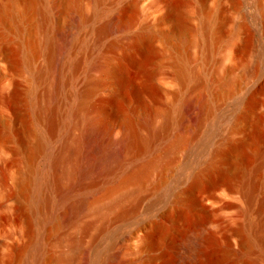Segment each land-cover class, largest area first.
<instances>
[{"label":"rangeland","instance_id":"1","mask_svg":"<svg viewBox=\"0 0 264 264\" xmlns=\"http://www.w3.org/2000/svg\"><path fill=\"white\" fill-rule=\"evenodd\" d=\"M19 1L21 6L26 0ZM40 5L44 15L0 17V264H27L34 244L50 253L44 264H57L71 240L89 241L94 235L90 224L98 207H88L65 226L41 222L49 207L32 212L37 196L52 198V192L38 191L37 181L49 174L50 161L34 152L31 130L41 134L47 125L35 123L29 107L39 101L54 109V132L46 152L58 153L65 140L71 148L77 146L81 127L74 126L69 112L72 95L84 89L89 64L98 58L120 64L123 83L92 71L102 85L89 113L94 116L105 106L104 126L115 134L124 128L121 112L134 120L156 115L157 123H169L166 133L173 137L182 133L197 95L205 97L209 111L200 137L177 153L178 164L162 181L153 173L138 191L135 213L109 222L90 246L103 250L112 236L135 232L118 249L128 264H197L186 247L203 232L208 237L203 264H264V244L258 237L264 216V170L258 168L264 150V0H43ZM174 11L182 15L186 33L177 32L169 15ZM209 13L218 18L212 21L210 48L205 50L203 20ZM68 17L77 21L76 47L68 61H79L80 66L73 75L67 70L68 80L56 93L46 40ZM112 20L126 22L127 29L102 32ZM142 28L151 31V37L137 42L133 36ZM112 43L116 47H110ZM184 61L195 75L181 79L177 72ZM225 66L233 70L230 79L235 83L216 97V75L223 74ZM98 140L106 142L103 128ZM234 144H243L242 150L232 151ZM150 154L138 156L136 162ZM199 165L205 171L192 188L188 174ZM130 167L126 163L124 170ZM226 186L237 189L233 198L214 204L205 200L211 189ZM81 188L77 192L87 203L100 195L99 188ZM148 239L154 247H146ZM246 240L251 242L248 248Z\"/></svg>","mask_w":264,"mask_h":264},{"label":"bare ground","instance_id":"2","mask_svg":"<svg viewBox=\"0 0 264 264\" xmlns=\"http://www.w3.org/2000/svg\"><path fill=\"white\" fill-rule=\"evenodd\" d=\"M42 1L26 0L20 6L19 0H7L4 5H0V17L17 20L38 14L44 15L45 12L40 5ZM169 15L175 18L177 32L186 33L189 30L178 11H174ZM76 18L79 22L83 20L79 12L76 14ZM76 18L68 17L63 24L56 26L57 28L49 34L46 40V47L51 59L50 69L54 70V90L56 93L61 90L66 80H68L67 70H70L73 75L80 66L79 61H68L69 55H72L76 47L73 38V30L75 23H77ZM214 18H218L217 14L209 13L203 20L205 50L210 48L209 36L213 32L211 24ZM126 27V22L112 20L101 30L102 32L124 31L127 29ZM133 37L137 42L142 39L146 40V38L151 37V31L142 28ZM94 47L97 48L98 44ZM110 47H116V44L112 43ZM223 68L224 72L220 74L221 76L218 74L216 79L213 77L219 85V91L215 93L216 97H220V92H225L226 88L234 82L233 79H230L232 69L228 66ZM92 71L99 72L115 80L118 84L123 83L120 64L115 65L111 60L104 58L94 59L90 62L84 80L85 87L81 92L73 93V104L69 111L76 120L74 126L81 127L77 146L71 148V142L65 140L58 153L46 152L54 132V109L40 105L39 101L38 103L33 102L29 107V114L33 117L34 122H44L47 125V131L45 130L46 132L41 134L31 130L35 135L34 152L36 154L44 153L48 162L50 161L49 174L44 181H37L38 191L50 189L52 192V198L37 196V199H35L36 207L34 203V207H32L34 211L32 212H41L43 206L49 207L48 214L44 217L41 216V222L45 225L50 222L54 226H65L72 223L88 207H98L96 220L90 224V230L94 229L92 239L87 241L83 237H79L71 240L69 245H66V248L57 256V264H128L119 257L118 249L119 245L132 240L136 234L135 232L119 239L112 236L109 244L103 250L94 249L90 246L91 242L97 237V234L105 231L109 222L130 217L135 213V200L138 199V191L149 181L153 173L158 172L162 181L164 173L178 164L177 153L187 150V145L200 137L204 129V120L209 111V105L201 94L202 97L197 95L194 98L195 110L183 123L180 135L169 137L166 133V126L169 123H157L156 115H142L134 120L126 117V114L122 112V116L125 117L124 128L121 133L115 134L112 128L104 126V118L108 111L105 106L94 116L90 114L91 112L89 113L91 99L102 85L100 79L91 76ZM177 74L181 79L195 75L185 61L179 66ZM55 96L57 97L56 94ZM113 99L114 97L111 98V101ZM102 128L105 132L106 142H99L98 140ZM142 130L145 132H142ZM208 132L211 133L209 129ZM242 145L234 144L230 149L234 152H240ZM146 152L151 154L136 162L138 156ZM126 163H131V167L124 170ZM202 165H199L188 174L192 188L200 184L201 175L205 171ZM258 168L264 170V150L259 153ZM80 185L82 186L81 190L83 188L88 190L94 187L99 188L100 195L87 203L77 192ZM252 190L251 188L248 190L250 197L253 193ZM235 194H237L235 187H216V189H211L208 192L205 200L214 204L227 198H233ZM261 211L264 213V201ZM262 219L263 221L258 229L263 232L261 234L263 237L261 235L258 237L260 242L264 244V216ZM204 234L202 232L196 235L186 247L187 256L197 264H203L205 259L204 245L208 237ZM42 236L40 235V238ZM249 243H251L249 240L245 241L247 248L250 245ZM146 247H154L151 240L146 241ZM47 253L41 245L34 244L31 247L30 259L27 264H44L51 258L50 253Z\"/></svg>","mask_w":264,"mask_h":264}]
</instances>
